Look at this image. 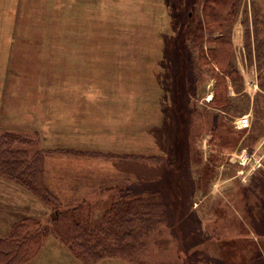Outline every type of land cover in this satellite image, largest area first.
Listing matches in <instances>:
<instances>
[{"label": "rangeland", "instance_id": "obj_1", "mask_svg": "<svg viewBox=\"0 0 264 264\" xmlns=\"http://www.w3.org/2000/svg\"><path fill=\"white\" fill-rule=\"evenodd\" d=\"M205 1L0 0V136L45 153L46 185L61 212L81 206V224L99 226L118 184L158 192L168 221L138 244L141 261L264 264V0H238L236 21L212 35L198 29ZM222 37L236 78L208 59ZM220 76L226 110L213 102ZM26 216L51 225L50 208L0 178V237ZM31 264L135 262L87 263L50 236Z\"/></svg>", "mask_w": 264, "mask_h": 264}, {"label": "trees", "instance_id": "obj_2", "mask_svg": "<svg viewBox=\"0 0 264 264\" xmlns=\"http://www.w3.org/2000/svg\"><path fill=\"white\" fill-rule=\"evenodd\" d=\"M237 2L238 0H206L203 8L205 21L199 23L198 29L202 33L206 31L212 35L215 30H220L228 24L232 25L237 19ZM191 25L193 23L186 25V32L190 31ZM195 33L196 29L193 26L191 34ZM199 38L203 39L202 36ZM249 38L250 33L248 41ZM209 41L212 44L215 42L213 44L215 47H208L210 54L208 59L211 57V61L220 65L223 75L227 73L232 78L238 77L239 74L232 62L234 55L230 39L210 38ZM251 54L252 51L249 48L248 56L251 57ZM217 86L220 89L216 91L213 102H222V110H226L227 87L224 77L218 78ZM17 143L26 142L13 134L0 136V178L28 191L50 208L51 225L42 226L41 219L36 216H26L15 221L8 233L0 237V264H31L50 236L57 238L63 245L72 249L77 258L87 263H95L104 257L121 256L133 260L135 264H150L138 259L136 254L138 244L156 234L168 221L165 204L158 192L148 189L139 195L131 188L121 187L122 185L118 184V187H114L118 188L117 200L113 207L104 213L99 226L81 224L75 217L76 210L81 211V206H78L76 210L61 212V202L46 185L44 181L45 153L37 152L30 156L27 150L14 147ZM50 154L51 152L48 151L47 155ZM99 157L135 163H162L160 158H149L138 154L106 155L97 152V158ZM168 163H171L170 159ZM121 182L124 184L127 181L123 179ZM160 243L163 246L168 244L166 240Z\"/></svg>", "mask_w": 264, "mask_h": 264}, {"label": "built area", "instance_id": "obj_3", "mask_svg": "<svg viewBox=\"0 0 264 264\" xmlns=\"http://www.w3.org/2000/svg\"><path fill=\"white\" fill-rule=\"evenodd\" d=\"M252 127V121L249 116L244 115L238 119V128L240 130L249 131Z\"/></svg>", "mask_w": 264, "mask_h": 264}]
</instances>
